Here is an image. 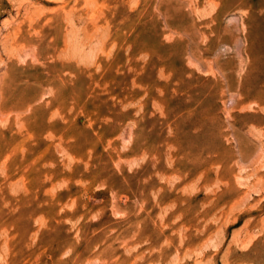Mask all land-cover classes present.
Segmentation results:
<instances>
[{"label":"rangeland","instance_id":"rangeland-1","mask_svg":"<svg viewBox=\"0 0 264 264\" xmlns=\"http://www.w3.org/2000/svg\"><path fill=\"white\" fill-rule=\"evenodd\" d=\"M0 264H264V0H0Z\"/></svg>","mask_w":264,"mask_h":264},{"label":"bare ground","instance_id":"bare-ground-1","mask_svg":"<svg viewBox=\"0 0 264 264\" xmlns=\"http://www.w3.org/2000/svg\"><path fill=\"white\" fill-rule=\"evenodd\" d=\"M95 3V2H94ZM90 5V4H89ZM10 11V10H9Z\"/></svg>","mask_w":264,"mask_h":264}]
</instances>
